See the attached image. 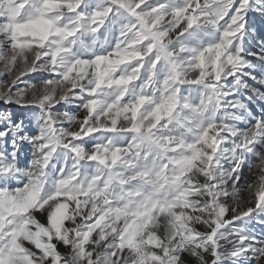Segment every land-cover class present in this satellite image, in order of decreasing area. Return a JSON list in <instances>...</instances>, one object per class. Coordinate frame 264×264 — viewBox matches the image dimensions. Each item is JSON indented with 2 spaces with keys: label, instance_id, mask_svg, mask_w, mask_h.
I'll use <instances>...</instances> for the list:
<instances>
[{
  "label": "snow or ice",
  "instance_id": "obj_1",
  "mask_svg": "<svg viewBox=\"0 0 264 264\" xmlns=\"http://www.w3.org/2000/svg\"><path fill=\"white\" fill-rule=\"evenodd\" d=\"M254 223L264 0H0V264H264Z\"/></svg>",
  "mask_w": 264,
  "mask_h": 264
},
{
  "label": "rangeland",
  "instance_id": "obj_2",
  "mask_svg": "<svg viewBox=\"0 0 264 264\" xmlns=\"http://www.w3.org/2000/svg\"><path fill=\"white\" fill-rule=\"evenodd\" d=\"M25 152H27V149H25ZM250 227L257 235H264V226L254 223Z\"/></svg>",
  "mask_w": 264,
  "mask_h": 264
}]
</instances>
